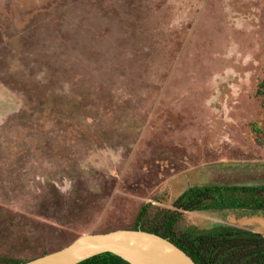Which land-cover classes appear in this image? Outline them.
<instances>
[{
	"label": "rangeland",
	"instance_id": "374dc122",
	"mask_svg": "<svg viewBox=\"0 0 264 264\" xmlns=\"http://www.w3.org/2000/svg\"><path fill=\"white\" fill-rule=\"evenodd\" d=\"M261 182L264 0H0V253ZM186 223L264 234V212Z\"/></svg>",
	"mask_w": 264,
	"mask_h": 264
},
{
	"label": "trees",
	"instance_id": "16d2710c",
	"mask_svg": "<svg viewBox=\"0 0 264 264\" xmlns=\"http://www.w3.org/2000/svg\"><path fill=\"white\" fill-rule=\"evenodd\" d=\"M154 203L155 200L143 204L132 226L122 229L144 230L168 238L197 264H264V234L226 224L199 230L186 223V215L193 211L264 212V182L192 185L168 208L156 207ZM68 244L55 248L43 246L34 254L26 252L20 256L0 253V264H24ZM78 264L132 263L115 253L106 252Z\"/></svg>",
	"mask_w": 264,
	"mask_h": 264
},
{
	"label": "water",
	"instance_id": "95a60500",
	"mask_svg": "<svg viewBox=\"0 0 264 264\" xmlns=\"http://www.w3.org/2000/svg\"><path fill=\"white\" fill-rule=\"evenodd\" d=\"M106 252L115 253L132 264H197L168 238L134 229L88 232L62 249L24 264H78Z\"/></svg>",
	"mask_w": 264,
	"mask_h": 264
}]
</instances>
